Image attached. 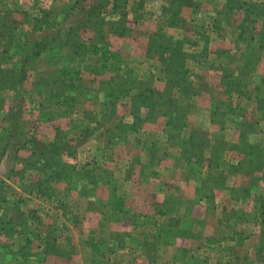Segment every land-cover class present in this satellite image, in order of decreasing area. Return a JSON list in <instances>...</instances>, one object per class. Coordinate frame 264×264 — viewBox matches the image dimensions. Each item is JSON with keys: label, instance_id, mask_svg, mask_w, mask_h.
Listing matches in <instances>:
<instances>
[{"label": "crops", "instance_id": "0c3cea01", "mask_svg": "<svg viewBox=\"0 0 264 264\" xmlns=\"http://www.w3.org/2000/svg\"><path fill=\"white\" fill-rule=\"evenodd\" d=\"M254 4L263 7L264 0H256ZM223 6L224 3L220 2L213 7L215 10V7ZM15 14L12 19L18 22ZM39 14L38 10L28 15L24 22L21 18L19 24H25L29 31V21ZM238 33L237 30L223 37L216 34L217 38L213 39L216 41L212 40L210 48L228 52L235 49L236 52ZM190 36L196 39L199 34L194 35L191 31ZM211 55L216 58L212 63L187 68L188 77L192 76L196 82L194 75H202L206 87L200 94L199 82L192 84L197 91L188 97L192 98L190 102L199 108L200 113L186 114L187 124L177 130V141L172 140L176 130L168 127L167 120L160 117L158 127L155 123L140 126L135 131L138 135L129 134L123 141L127 143L126 147L120 149L117 140L105 141L97 135H106L109 130L116 135L117 122L133 124L134 118L117 112L111 117L104 116L108 112L103 110L88 114L83 105L80 108L84 111L75 110L68 118L74 125L70 126L69 132L66 131L68 128L62 127V119L45 124L36 122L42 126H37L33 135L44 143L55 141L57 131H60L55 123L60 122L65 135L72 138L82 139V129L86 128L97 149L93 147L84 159L82 144L76 148V158L68 156L63 159L76 169L70 177L49 175L46 179L39 171H32L26 177L5 178L11 192L5 193L6 201L0 203V264H190L194 259L210 264L219 262L218 256L209 255V250L214 247L207 243V234L212 212L222 216L224 211L229 213L231 207L243 211L244 205L241 201L236 202L232 197L236 193L229 189L233 185L239 190V183H245V178L250 177L246 172L238 171V163L248 160L240 151V141L244 136L251 139L249 143L253 147L245 150H264V142L259 141L264 140V113L258 111L254 103L249 104L256 97L257 86L261 87L259 93L264 95V59L255 72L246 75L250 93L235 95L230 102L235 109L231 114L234 123L223 126L221 115L224 113L212 112L211 104L226 101L221 100L226 99L227 89L222 78L223 69L229 68L230 64L215 53ZM160 64L158 61V66ZM234 66L231 67L236 68ZM158 69L161 73L163 68ZM162 81L163 78H158L160 93L165 89ZM87 100L86 97L80 99V103ZM100 101L99 96L93 103L97 105ZM118 103L129 105L126 98ZM238 108L240 111L235 112ZM253 116L257 120L252 119ZM252 120L255 123H251ZM195 132L203 137L198 156L186 153V147L181 144L189 142ZM154 133H158L157 143L136 144L138 139L144 141L143 136L156 139ZM96 150L105 152L104 160L95 155ZM27 151L29 160L37 158L34 151ZM228 164L233 165L227 167ZM5 166L2 164L1 167ZM17 166L23 168L21 163ZM252 177L258 179H251L250 184L264 183L261 172ZM45 181L49 182L48 187H40L39 184ZM24 185L34 188L26 192ZM255 195L248 205L254 206ZM230 198L232 202H229ZM185 221L186 225H182ZM200 231L203 235L198 242L194 237Z\"/></svg>", "mask_w": 264, "mask_h": 264}, {"label": "rangeland", "instance_id": "374dc122", "mask_svg": "<svg viewBox=\"0 0 264 264\" xmlns=\"http://www.w3.org/2000/svg\"><path fill=\"white\" fill-rule=\"evenodd\" d=\"M75 0H38L37 2H33V0H23L22 3H19L20 0H0V13L2 16L6 15L8 12L13 11L12 15L15 13L14 7L19 8L20 12H16L15 16L17 17L18 23L20 22L21 18L23 19V22L26 19H28V15L36 13L39 9L42 10H50L52 7H58L59 9L67 8L70 12V9L73 7L75 9ZM84 1V9H88L89 7L93 6L95 8V14L96 17L98 16V13L101 12L104 14V17L107 18L109 21L112 22H118L121 24V30H123V27L125 28L126 36L119 37L112 34L110 30L107 31V39L109 40L111 47L115 50V53H119L123 57V61L120 62V60H108L107 64L105 66L108 68L109 71H106L105 74H97V73H91V71L86 72L85 69H92V65H95L99 59H97L94 54L91 56L89 55L87 58L88 62H84V64L80 61V59L76 62L74 60L69 61L68 66V73L70 75H73L76 72H79V75L77 77V80H75V87L73 86V90H77L80 93H74V101L76 103H73L70 106L63 105V102L66 100L65 97H68V101H72L71 98H69V94L62 91V85L59 82H56V80H53L51 78H47L46 80H42V82L39 83L38 79L40 78V75L44 73L46 70L47 73L54 75L55 74V68L58 65L59 60V66H62V61L60 60V55H55L54 52H46L42 54V56L37 60L36 62V69L33 71L28 72L27 74V80L24 83L23 91L21 93V96L23 98V114H22V120L19 121L18 126L25 128L23 135L27 138H33L35 137L33 135V132L36 131V127H41L42 125H37L36 122H42L41 124H45L48 122H54L58 119H62V127L68 128L66 130L69 132L70 126H74L70 123V120L68 118L71 116L72 113L77 111H85L88 112V114H94V112L106 110L103 109L101 104H104L106 99L102 94H99L100 98H102V101L98 103L97 105L93 103L95 99H92L93 96L89 94V90L95 91L97 87L99 86V83L102 81H109V80H116V79H123V76H130L132 77L131 80L136 81L135 83H142L141 92L147 93L146 95H149V92H146L145 90L152 91V93L157 94L159 93L158 90V78L162 79L165 83V89H170V92L168 94H172L173 97L171 98L173 101L183 103L186 105H191V108L189 110H184L183 112L185 114H188L190 112H199V108L190 102L192 98L188 96H181V94L176 91V89H171L174 87L175 83H172V77L169 75L166 79H164V74L161 71V73H158L160 69L158 67H163L161 64L158 66V61L162 63V57L155 55L156 51L158 53V40H152L155 38L157 33H161V35L170 36L174 38L173 45H175L181 52L187 53L188 57V67H203V64H210L214 61V56H210V54L215 53L218 55V57H223V60H226L227 62L232 61V59H236V52L235 49L229 50L230 52L228 54L221 53L222 51H214V47L210 48V43L213 39L217 38L215 35L217 34L219 37H223L226 33L230 34L231 32H239V28L241 25L247 29V31H250L255 24L251 21L245 20V10L248 9V6H243L242 10L235 11L233 14L230 13L229 17H225L218 14L220 7H214L218 3L222 2L225 4L226 0H191L189 5H182L183 2L180 4L182 7V10H179L177 7L171 8L174 9L173 12H176L178 15V19L185 20L186 26L185 28L177 29L173 26L166 25V19L167 16L165 15V10L168 9V4L171 0H130L127 6L128 14L125 16L123 14L124 9H119L116 12H113V10L108 6V3L110 0H83ZM112 1V0H111ZM239 1V0H236ZM242 1V0H240ZM255 3L256 0H246ZM193 3V4H192ZM241 4V2H238ZM21 4V5H19ZM192 4V5H191ZM211 7H210V6ZM167 6V7H165ZM50 7V8H49ZM86 7V8H85ZM165 7V8H164ZM78 11H74L73 14L75 16L70 17V22H75L78 20L77 14ZM101 17L103 16L100 14ZM260 17V16H259ZM208 22V23H207ZM181 24V22H179ZM23 25V24H22ZM25 25V24H24ZM25 28V27H24ZM261 28V22H259L256 25V32L260 31ZM26 29V28H25ZM191 31L195 34H199V37H196V39H193L191 37ZM185 36H183V35ZM239 34V33H238ZM87 38L91 37V33L87 34ZM23 35H20L22 37ZM234 37V36H233ZM86 40L85 42L89 43ZM175 41H178L179 44H176ZM214 42L216 40H213ZM78 43V39L75 36L70 37V45L69 47H65L64 50H66L68 55H72L73 50L75 49L76 45ZM235 41V45H236ZM119 47H123V50H118ZM0 51H2V46L0 45ZM50 52V53H49ZM124 52V54H123ZM169 52H167L168 54ZM210 56V58H209ZM68 58V57H67ZM181 58V57H179ZM178 58V59H179ZM5 56L2 54L0 56V64L5 65V67L2 68H8L12 69L13 63H16V58H12L13 62H6ZM264 59V50L262 51L261 60ZM68 60V59H67ZM264 61V60H263ZM217 63V62H216ZM260 63V62H259ZM264 63V62H263ZM51 66V67H48ZM176 65V64H175ZM235 64H233L234 66ZM241 65L240 63L236 64L232 68V64H230V67L227 69L230 70V78L236 82V88L239 90L236 92H230V87L226 86V93L221 100H226L222 104L215 105L211 104V110L212 112H221L224 113L221 115V117L224 119L222 122L223 126H226L227 124H233L234 121H232V115L233 111L235 110L233 105H231L230 102H232V98L238 94H245L250 93L249 90H247V87H243L244 85L249 84L250 82L246 81L248 80V77L246 75L251 74L249 71H245L244 67L239 68L238 66ZM8 66V67H6ZM89 67V68H88ZM165 67H171L166 64ZM175 67V66H174ZM19 68V67H18ZM54 70V73L51 72V69ZM264 68V67H263ZM84 70V72H82ZM189 71V70H188ZM228 74V72H226ZM159 76V77H158ZM72 77V76H70ZM162 77V78H161ZM196 82L193 80L192 76H189L188 79L190 83H198L197 87H200L198 89V92H202V89H205L206 83L204 82V77L200 74L194 75ZM16 79H13L9 81L8 83H15ZM258 81H255L257 83ZM3 83V80H2ZM2 83L0 79V192L4 193H10L11 189L6 184L5 178L7 176H10V170L13 164L11 163V158L16 151L19 152V156L22 157L25 161H29V157H27V154L29 149L22 148V144L18 145L17 139H13L16 146L7 145L8 142V133L12 129V122H11V116L14 113V106H16L19 101H15L16 93L20 92V90H9L4 89L5 84L3 85L4 88H2ZM81 84L82 87H81ZM162 85V83L160 84ZM194 87V86H193ZM196 87V86H195ZM195 91H197V88H195ZM232 87V86H231ZM121 89H117L115 92L113 98L117 102V96L121 94V91L124 89V86L120 87ZM70 91H73V90ZM88 89V93L85 96H82L81 91L85 94L86 90ZM124 91V90H123ZM69 92V91H68ZM232 93V96L230 94ZM167 94V96H169ZM64 95V97H63ZM72 97V96H71ZM82 97V98H81ZM85 97L88 99L85 103H80V99L85 100ZM154 97V96H153ZM63 98V99H62ZM9 101H8V100ZM105 99V101H104ZM126 100L128 101V106L124 104H119L118 102L122 101V99L118 100V104L116 106L115 113H122L126 116V114H130L134 111V108L131 107L129 101L130 98L126 97ZM67 101V102H68ZM104 101V102H103ZM245 105L248 104L246 99L243 101ZM264 102V98L260 100V98L256 97L253 100V102H250L249 104H255L258 106L260 103ZM66 103V101L64 102ZM84 106V108H80V106ZM19 107V106H16ZM119 108V109H118ZM110 110V109H109ZM173 111V110H172ZM240 111V108H238L235 112ZM246 111V109H244ZM259 111V110H258ZM262 112V111H260ZM171 113V111H170ZM264 113V112H262ZM147 114L146 111H142L140 115L145 116ZM9 116V117H8ZM9 119H6V118ZM164 117L166 120L167 118ZM160 117H156L155 119L144 122L141 126H145L147 123L148 125H152L155 123L158 127V119ZM254 120H257L256 117L253 116ZM254 120L251 121V123H255ZM75 122V121H74ZM157 122V123H156ZM241 123V122H238ZM57 127H60V131H57L56 137L58 136H64L66 138V141L68 142V145L70 147V151L73 152V158H76L75 156L78 153V150L76 149L80 145L82 146V154L85 158L89 155V153L92 151V148L96 147V142H93V139H89V131H86V128H83V133L81 134L82 139L72 138L68 137V135H65L66 131H64L61 128L60 122H56ZM76 124V123H75ZM128 124V123H126ZM116 125V124H115ZM114 125V127H115ZM250 126V124H248ZM69 126V127H68ZM52 127V126H51ZM54 127V126H53ZM52 127V128H53ZM56 127V126H55ZM120 129L121 127L118 126ZM59 129V128H58ZM158 129V128H157ZM85 131V132H84ZM110 132L106 131V135ZM132 136H137V132H128ZM156 139L150 140V137L143 136V140L138 139L136 141V144H139L141 146H145L144 144L149 143H157L158 142V133H154ZM105 134H99L97 137L99 139L104 138L105 141H109L110 139L105 137ZM25 137L24 140H25ZM139 137V136H138ZM37 139H39L37 137ZM92 140V141H91ZM136 140V139H135ZM251 140V139H249ZM259 140V139H258ZM41 141V140H40ZM264 142V140H259ZM41 141L40 143H42ZM54 142V141H53ZM44 143V142H43ZM203 144V141L200 142ZM240 147H243L242 142H240ZM261 143V142H258ZM24 144V143H23ZM127 143L119 142L120 149H123V147H126ZM145 148V147H144ZM31 151V149H30ZM44 151V149L42 150ZM186 153H192L195 156L200 155V151H196L195 149H186L184 150ZM241 151V149H240ZM95 155H98L100 157V160L106 157L104 151H94ZM40 155V150L37 152ZM219 153H221L219 151ZM36 154V155H38ZM70 155H66L68 157ZM27 157V158H26ZM24 163V162H23ZM22 169H18L16 166V176L17 177H26L29 172L32 171H38L32 167L28 168L31 170H27V164H23ZM237 163V162H236ZM3 165H6L5 167H1ZM71 165L70 163H67ZM243 164V163H242ZM242 164L238 163V170L242 173L249 172V170H245V167L242 166ZM233 164L226 165L227 167L232 166ZM72 166V165H71ZM40 172V171H39ZM72 172V171H71ZM69 172V173H71ZM41 173V172H40ZM3 176V177H2ZM13 175L12 177H15ZM241 178V177H237ZM243 180V178H241ZM245 183H239L240 186H237L239 190H236V186L234 187L229 186L230 190L232 189L233 192L236 193V195L232 194V197L236 198V202H240L244 205L243 208H241L243 211L240 212V209L231 207V211L229 213L225 212L222 216H218L216 212H212L211 221H210V228H209V237H207V243H210L212 247L209 250L210 257H217L220 259L219 262L211 263V264H264V245L261 246L259 244V240L261 236H264V231L262 228L264 227V183L263 184H250L251 179H253L252 176L245 178ZM47 181L44 182V184H39L40 187L46 186L48 187ZM239 185L238 183H236ZM263 187V189H261ZM34 187L24 185V190L28 192L30 189ZM236 190V191H235ZM255 195L254 198V206L248 205L247 202L252 199V195ZM2 196H0L1 198ZM231 199V198H230ZM232 202V199L231 201ZM227 202V203H229ZM226 203V205H227ZM242 205V206H243ZM248 211H252V213L248 214ZM177 223V222H176ZM175 223V224H176ZM179 223V222H178ZM187 221H185L182 225H186ZM202 231L196 234L194 237L198 242H200L202 239ZM205 240V239H203ZM258 244L257 247L254 245ZM196 244V243H195ZM207 253V251L205 252ZM207 257V256H206ZM222 257H226L224 260ZM199 258V257H198ZM190 264H210L208 262H204V260H195L194 262Z\"/></svg>", "mask_w": 264, "mask_h": 264}, {"label": "trees", "instance_id": "16d2710c", "mask_svg": "<svg viewBox=\"0 0 264 264\" xmlns=\"http://www.w3.org/2000/svg\"><path fill=\"white\" fill-rule=\"evenodd\" d=\"M37 1L38 0H33V2ZM190 1L191 0L188 2L187 0H171L167 5L168 9L165 10V15L167 16L166 25L173 26L177 29H184L186 26L185 20L178 19L177 13L173 12L174 9L171 10V8L173 6L174 8L177 7L179 10H182L183 6L180 4L183 2L182 5H184L186 2L190 3ZM74 2L76 7L75 9L72 7L70 12L67 8L59 9L58 7H52L50 10L39 9L40 14L29 21V31L24 28V25L19 24L12 19L13 11L8 12L3 17H1L2 15L0 13V45L2 46L0 56L3 54L5 58L10 60L9 62H13L12 58H16V63H13V67L15 68H2L5 66L0 64L1 83L3 80L2 88H4L3 85L5 84L4 89L17 91L21 89L20 92L16 93L15 101H19L16 106L19 107L14 106V113L11 116L12 129L8 133L7 145L10 144L16 146L13 139H17L18 145L22 144V148L31 149L35 154H38V150L41 152L40 155H36V159L32 158L29 161H25L19 156L20 151H16L11 158L13 166L10 170V177L13 175L16 176V166L23 162L27 164V170H31L28 168L32 167L40 171L46 179L49 175L54 176V178H62L64 176L70 177L76 172L73 165L71 166L63 160L64 156L67 154L73 156V152L70 151V147L64 136L56 137L54 142L40 143L41 141L37 139L36 136L33 138L25 137V135H23V133H25V128H22L23 126H18V122L22 120L23 98L21 93L23 91L24 83L27 80V73L36 69V62L42 54L48 51L54 52L55 55H60V60H63L61 62L62 66H59L60 63L58 60V65L56 66L58 68H55L54 75L47 73L45 70L44 73L40 75L38 81L40 83L44 79L51 78L56 80V82H59L62 85V91H64V94L67 92L69 98L72 99L70 102L68 101V97L64 98L66 99V103H64V101L63 105L67 106L76 103V101H74V93H80L77 88L76 90L72 89L73 86L75 87L74 82L77 80L79 72H76L73 75L68 73L67 64L69 61L74 60V62H76L80 59L84 64V62H88L87 57L94 54L99 61H97L95 65H92L93 67L91 70L85 69L86 72L91 71L92 74H105L106 71H109V67L107 68L105 64L108 65L107 62L110 59L120 60V62L123 61V57L118 52L115 53L112 49L111 44L107 39V31L110 30L115 36L123 37L126 36V33H124L125 28L123 27V30H121V24L109 21L104 17L102 12L100 13L103 15L102 17L99 13L96 17L94 12L95 8L93 6L85 10L83 0H75ZM129 2L130 0H110L108 6L113 12L118 11L120 8L124 9L123 14L126 16L128 14V11L126 10ZM238 2H241V4ZM243 6H248V9L245 10L244 13L246 15L245 20L251 21L255 26L250 31H247L243 25L240 26L236 40V59L235 61L232 59V61L227 62V64H235L239 62L241 64L238 66L239 68L244 67L245 71L255 72L261 60L262 51L264 50V6L259 7L246 0H226L224 6L217 11L219 16L222 15L229 17L230 13L233 14L235 11L242 10ZM12 10L19 12V8L17 7H14ZM76 10L78 11V13H76L78 20L70 22L69 19L71 16H75L73 12ZM179 22H181V24ZM259 22L262 23V28L261 31L257 33L256 25ZM88 33L92 34L90 38H87ZM20 35L23 36L20 37ZM75 35L78 39V43L73 50L72 55H68L64 48L69 47L70 37ZM156 39L158 40V53L156 51L155 55L162 57L161 66H163L162 70L164 72H162L164 74V79L170 75L172 77V83H175L174 87L171 89H178L181 96H189L191 92L195 91V89L192 86V83L188 81L189 71L187 70V53L181 52L175 45H173V37L161 35L159 32L152 40L154 41ZM86 40H90L88 41L89 43L85 42ZM175 42L176 44H179L178 41ZM167 52L169 53L167 54ZM221 53L228 54L229 52L222 51ZM221 58L224 59L223 57ZM166 64L171 67H165ZM48 67L51 66L48 65ZM230 70L231 69H223L224 75L222 83L225 86L230 87V92H234V90L237 92L239 89L236 88V82L230 78ZM51 72L54 73V70L51 69ZM82 72H84V70ZM226 72H228V74ZM131 78L132 77L130 76H123V79L102 81L99 83L96 91L89 90V94L95 99L99 97V94H102L105 97L106 101L104 99L105 103L101 105L103 109L108 110V113L104 114V116H113L116 111L118 100L126 97L130 98L129 103L131 107L134 108V111L131 113L134 118L133 124H126L123 121L117 122L116 129L118 130V133L113 135L114 132H109L106 135L107 138L113 141L117 140L118 142H123L127 139L129 135L128 132L137 131L144 122L146 123L156 117L165 116L167 118V126L176 130L172 136V140L177 141V135H179L177 130L182 129L187 124V117L183 111L189 110L191 105H186L188 103L183 104L173 101L171 99L173 95L170 93L168 94L170 89H166L163 93L159 92L157 94L145 90L146 92H149V95H146L147 93L141 92L142 83H135L136 81L131 80ZM13 79H16V82L9 84L8 82ZM82 85L83 84H81V87ZM121 86H124V91L122 90L121 94L117 96L116 102L113 96L117 89H121ZM243 87H247V85H244ZM260 88L261 87L257 86L255 92L257 97L261 100V98H264V95L259 93ZM71 89L73 91H70ZM81 93L82 96L87 95L88 89L85 94L82 91ZM167 94L169 96H167ZM258 107L259 111L264 112V102L260 103ZM143 110L147 112L145 116L140 115ZM8 117L6 119H9ZM118 126L121 128L119 129ZM23 137H25V140ZM202 141V135L199 132H195L189 142H181V144L182 147H186V149L200 151L203 145L200 143ZM240 142H242L243 147L239 148L242 150L241 152L246 155V158H248V160L242 162V166L245 167V170L247 169L250 171V173L246 172L245 174L252 176L254 173L261 172L264 179V150H245L246 148L249 149L253 147L250 146L249 140L248 138L246 139L245 136ZM43 149L44 151H42ZM257 179V177L253 178L255 181ZM4 194V191L0 192V196H2L0 198V203L6 201ZM262 230L264 231V227ZM259 244H261V246L264 245V236H261ZM254 246H258L257 242Z\"/></svg>", "mask_w": 264, "mask_h": 264}]
</instances>
